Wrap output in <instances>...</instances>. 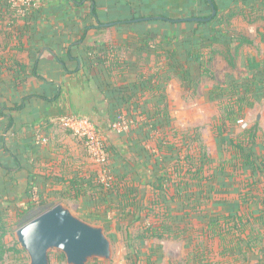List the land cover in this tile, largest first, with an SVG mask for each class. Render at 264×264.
<instances>
[{
    "label": "crops",
    "instance_id": "crops-1",
    "mask_svg": "<svg viewBox=\"0 0 264 264\" xmlns=\"http://www.w3.org/2000/svg\"><path fill=\"white\" fill-rule=\"evenodd\" d=\"M40 2L43 7L30 12L28 27L23 23L14 32L17 46L11 56L28 72L19 76L6 70L0 79V206L9 202L24 211L40 198H62L70 180L99 173L80 140L58 128L56 120L66 116L87 117L96 124L110 147L111 172L131 187L150 190L162 175L161 140L166 136L176 143L174 128L168 133L160 115L164 107L171 115L167 100L172 98L176 73L168 76L165 100L143 91L142 82L166 78L165 61L157 58L164 48L175 50L176 41L187 36L193 49L198 22L180 20L209 18L212 6L207 0ZM212 3L220 18L201 25L198 35L220 52L212 63L213 81L222 89L236 84L239 98L258 99L257 88L264 86V0ZM233 40L235 67L221 54L229 51ZM111 52L116 54L114 63L107 59ZM190 61L192 75L200 66ZM217 66L226 73L224 78L217 74ZM235 70L242 71L241 76L230 81ZM210 90L203 88L208 99H214ZM119 118L127 124L122 133L112 128ZM259 131L264 134V128ZM258 180L263 182L264 177ZM247 191L245 186L237 189L238 209L247 210L237 213L252 212L260 219L262 206L242 199ZM66 200H80L60 201L74 212Z\"/></svg>",
    "mask_w": 264,
    "mask_h": 264
},
{
    "label": "trees",
    "instance_id": "trees-1",
    "mask_svg": "<svg viewBox=\"0 0 264 264\" xmlns=\"http://www.w3.org/2000/svg\"><path fill=\"white\" fill-rule=\"evenodd\" d=\"M15 11L18 10L13 7L11 0H6L5 2L0 0V15H3L1 17L4 21L17 13ZM95 13L94 11V14ZM4 15H7V17H4ZM219 18L220 16H215L212 20ZM226 18L231 20V16H227ZM208 24L209 23L198 22V31L201 25ZM117 25L118 24H114L112 27ZM16 30H18V27H16ZM198 31L195 30L193 34L195 36L194 38H197L195 44H192L193 49L189 48L191 43L186 36L176 41L175 50L170 48L167 50L164 48V54H157L159 62L162 60L165 61L164 71L167 74L166 78H159L156 80L154 79L156 78L155 76L149 80H144L141 86L143 91H147L155 97L165 100L168 86L167 81L170 80L168 76L176 72L185 84L193 88H196L204 79L215 80L216 76L212 69V63L215 57L220 55V52L211 49L213 46L208 47L206 45V39L203 35L199 36ZM210 32L213 33V29H210ZM14 42L15 35L11 40L12 44ZM235 46H237V43L233 40L229 46V51L227 53H221L232 67L236 66L237 60L236 54L233 52ZM6 50L7 49L4 48V51ZM12 50L13 48L9 49L5 54L2 53L0 56V79L6 70L17 73L19 76H23L28 72L24 64L11 56ZM181 56L185 58L187 66L189 67H191L190 64L192 63L190 59L199 64L200 70L197 69L196 78H192L189 67L186 66L188 70L184 69L185 71H183L181 64H179L181 63L179 60ZM115 58L116 54L113 52L107 55L109 63H114ZM210 94L215 98L223 97L230 101V104L225 106L222 111V129L223 127L228 128L237 126L239 121L244 118L245 109L253 107V104L247 103V99L238 97L239 93L236 84L231 85L226 90L222 89V87L211 88ZM160 115L163 116L165 121L169 122V114L166 107H164ZM156 117L157 116L154 118ZM163 125L164 124H161V126ZM157 128L158 127H154V130ZM222 129H219L221 133H223ZM257 133L258 130L252 131L246 129L243 131L241 139L235 140L231 142V144L235 143L234 149L237 150L238 154H242V162L238 163V168H248L252 174L253 180L250 184L248 183L246 185L248 191L244 194L242 199L247 203H259L262 206L261 214L263 217H260V219H256L252 212L246 214L236 213L235 216L209 217L202 222L203 226L200 229L198 228V224H196L197 228L191 224L189 225V223H186L184 226L177 225L178 229L176 231V220L173 218L171 211L166 208L167 204L169 201L175 200L176 198L181 201H186L188 200L187 198H190L184 195L183 185L189 186L191 183L201 185V183L209 181L210 179L205 173L211 160L207 152L204 151L203 146L199 144V139H195V136L194 139L192 138L190 143L183 148H179L176 143H172L165 136L161 140L162 147L160 149L164 152L161 162L162 175L158 178L157 184L149 188L150 190L147 188L138 189L134 186L131 187L126 180L116 177L115 175H108V177L104 179L102 176L104 170L99 168V173L96 171L89 178L77 177L70 180L66 191L62 194V198H40V202L35 201L34 204L30 205L29 209L21 211L17 208L18 211H20V215L16 222H9L7 217L8 212H5L8 211L9 208L2 209L5 213H0V258H3L8 251L5 238L12 233L10 232L11 227L16 226L18 228L32 219L28 218L32 210L43 208L42 212H44L60 203L63 197H66V199L80 200L81 198H96L97 196L98 199L102 198V201L108 204L107 206L110 211L114 209L115 214H119L120 217L122 216L121 220H127L128 222L133 220L141 221L136 236L137 242L140 243V249L135 251V246L130 244V248L134 250V254L129 259L131 264L143 263L141 242L148 240H176V238L183 239L189 237L192 242H196L204 238L210 240L207 243L211 242L212 245L216 240H219L223 248L221 256H227L226 253H242V250H245L247 247H250V249L252 247L254 250H257L258 246L259 249L263 251L264 181L262 182L258 180V178H260V175H264V158L258 157V159H255L254 151L251 150L248 152L246 150L247 147L253 149L256 145L258 139ZM182 139L185 142L186 137L184 136ZM80 142L82 143V141ZM184 149H187V151H184ZM177 178L180 180V183L176 188ZM193 196H196V193H194ZM199 203V201L198 203L194 202L193 206L196 207V210L200 211L202 208ZM249 228H251V230H249ZM233 238H235V240H233ZM231 246L232 248H230ZM197 248L198 249H195L196 251L191 255L192 261L196 264H204V260L207 259L206 255L209 253L208 248L212 250V246L198 244ZM150 259L152 258H148L147 264H152Z\"/></svg>",
    "mask_w": 264,
    "mask_h": 264
},
{
    "label": "rangeland",
    "instance_id": "rangeland-1",
    "mask_svg": "<svg viewBox=\"0 0 264 264\" xmlns=\"http://www.w3.org/2000/svg\"><path fill=\"white\" fill-rule=\"evenodd\" d=\"M2 1L5 2L6 0ZM41 7H43V5H41L40 0H37L32 5L27 6L22 4L18 8H15L18 10L15 11L17 13L14 12L15 14L5 21L1 17L3 15H0L1 53L5 54L9 49L17 46L11 43L16 27L19 28L23 25L24 27H28V18H31L30 12H32L33 9H41ZM45 12L47 13L48 10L46 9L42 13ZM4 17H7V15H4ZM4 48L7 50L4 51ZM179 60L181 61L179 64H181L183 71H185L184 69L188 70L187 67L189 66H187L185 58L181 56ZM216 70L220 78H224L226 73H223V70L218 66ZM192 71L191 76H197L198 70L193 68ZM241 72L242 71L235 70L230 74V81H232V77L236 81V76H241ZM203 81L204 82H201L196 88H193L185 84L176 72V83L175 86L172 87V98L170 97L171 99L169 98V100H167V104L171 106L169 111L171 115H169V122L164 121V125L168 133L174 128L176 145L179 148H183L190 143L191 139H194L195 136V139H199V144L203 146L204 151L207 152L211 160L205 173L210 180L201 183V185H196L195 183H191L189 186L183 185L184 195L190 198H187L188 200L186 201H181L176 198L175 200L169 201L167 204L166 208L171 211L173 218L176 220V231L179 225L184 226L186 223L195 227L196 224H198V228L200 229L203 226L202 222L209 217L235 216L237 211H247L240 208L238 209L236 192L241 186L247 188L246 185L248 183L250 184L253 180L252 174L243 168H238V163L242 162V154H238L237 150L234 149L235 143L231 144V142L241 139L243 131L246 129L252 131L258 130L257 134L260 140L253 149L247 147L246 150L248 152L253 150L255 156L264 158V134L259 131H262L264 128V86L257 88L259 89L257 93L258 99H254L252 95H249L248 98L252 100L248 99L247 103H251L255 106L254 108H250L251 110L245 109L244 118L239 121V124L234 127H223L222 129V111L225 106L230 104V101L227 98L208 99L207 95L209 92L203 91V88L211 89L220 87L221 84L211 79H205ZM227 81L228 78L225 77V82ZM226 84L227 83H223V85ZM230 86L231 85L223 86V89L226 90ZM172 108L173 111L176 110L174 114L171 110ZM258 118H260V120H258ZM58 128L73 135L70 131L65 130L61 126H58ZM219 129H222L223 133H221ZM73 136L76 137L75 135ZM184 136L186 137L185 142L182 139ZM105 148L108 161L110 162L111 152L107 140L105 141ZM184 151H187V149H184ZM229 160L232 161L229 162ZM99 168L104 170L102 172L104 179H106L108 175H114L113 172H111V164L105 167L99 166ZM243 177H247V181L242 182ZM261 177H264V175H261ZM179 183L180 180L177 178L176 188L179 186ZM194 193H196V196H193ZM94 199L95 198L88 197L80 201L66 200L71 203L74 214L80 218L94 225H104L106 234L112 242L113 257L110 261L93 260L89 262V264H131L129 259L134 254V250L130 248V244L135 246V251L140 249V243L137 242L136 236L141 221L133 220L128 222L126 220V222L121 220L122 216L120 217L119 214H114L110 211L107 206L108 204H105L102 198ZM197 200L200 202L199 204H201L202 209L200 211L196 210V207L193 206L194 202L198 203ZM36 202H40V200ZM5 204L4 206H0V211L9 208L8 211H5L8 212L7 217L9 222L13 223L18 221L20 211H18L15 206H9V202ZM28 206L29 205H26L25 207ZM255 208L256 207H248L249 210H255ZM42 210L43 208L32 210L28 218L34 219L47 211L45 210L42 212ZM5 212L3 210L0 213ZM256 214L259 215L258 209ZM18 228L16 226L11 227L10 232L12 233L5 238L8 251L3 258H0V264L30 263L27 252L15 238V232ZM249 230H251V228H249ZM233 240H235V238H233ZM209 241L210 240L203 238L196 242H192L189 237L183 239L176 238V240L143 241L141 242V251L143 252L142 264H147L146 262L149 257L152 258L150 259L152 264H196L192 261L191 255L196 251L195 249H198V244L212 246V250L208 248L209 253L206 255L207 259L204 260V264H264V250L261 251L258 246L257 250H254L252 247L251 249L247 247L245 250H242V253L233 252L232 254L226 253L227 256H221L223 252L221 242L216 240L212 245L211 242L207 243ZM262 247L264 249V241ZM230 248H232V246ZM49 259L50 264H67L64 254L57 250L50 251Z\"/></svg>",
    "mask_w": 264,
    "mask_h": 264
},
{
    "label": "water",
    "instance_id": "water-1",
    "mask_svg": "<svg viewBox=\"0 0 264 264\" xmlns=\"http://www.w3.org/2000/svg\"><path fill=\"white\" fill-rule=\"evenodd\" d=\"M212 16L180 21L209 22L217 14L212 0ZM16 240L27 252L29 264H50L52 250L64 254L67 264H89L93 260L108 262L113 257V245L103 226L80 218L64 203H58L15 232Z\"/></svg>",
    "mask_w": 264,
    "mask_h": 264
},
{
    "label": "built area",
    "instance_id": "built-area-1",
    "mask_svg": "<svg viewBox=\"0 0 264 264\" xmlns=\"http://www.w3.org/2000/svg\"><path fill=\"white\" fill-rule=\"evenodd\" d=\"M14 8H18L22 4L32 5L37 0H11ZM65 130L70 131L80 141H82L89 158L100 167H105L109 164L108 155L105 148L106 135L94 124L89 118L83 116H66L56 120ZM126 122L119 118L113 124V130L117 133H122L126 126Z\"/></svg>",
    "mask_w": 264,
    "mask_h": 264
}]
</instances>
